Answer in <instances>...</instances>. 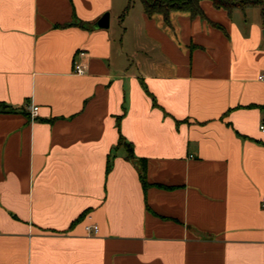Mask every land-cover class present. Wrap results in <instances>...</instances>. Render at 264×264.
Wrapping results in <instances>:
<instances>
[{
  "label": "crops",
  "instance_id": "obj_1",
  "mask_svg": "<svg viewBox=\"0 0 264 264\" xmlns=\"http://www.w3.org/2000/svg\"><path fill=\"white\" fill-rule=\"evenodd\" d=\"M125 7L0 0V264H264L262 9Z\"/></svg>",
  "mask_w": 264,
  "mask_h": 264
},
{
  "label": "trees",
  "instance_id": "obj_2",
  "mask_svg": "<svg viewBox=\"0 0 264 264\" xmlns=\"http://www.w3.org/2000/svg\"><path fill=\"white\" fill-rule=\"evenodd\" d=\"M126 7L120 16L122 21L126 15L133 9L135 3L139 1L143 7L145 14L152 18L154 16H162L165 23L170 26V15L172 13H184L190 15L192 18L206 19L205 14L201 8V2L205 0H125ZM215 8L223 9L229 13L236 9L245 10L249 7L261 8L264 13V0H208ZM9 106L0 103V113L12 112ZM125 147L127 150V158L135 159L133 148L131 144L127 143L124 138L120 139L119 147ZM141 178L143 187L146 189L147 183L145 180V165L141 161ZM112 170V163L109 160L107 165V173Z\"/></svg>",
  "mask_w": 264,
  "mask_h": 264
},
{
  "label": "built area",
  "instance_id": "obj_3",
  "mask_svg": "<svg viewBox=\"0 0 264 264\" xmlns=\"http://www.w3.org/2000/svg\"><path fill=\"white\" fill-rule=\"evenodd\" d=\"M75 72L77 75H84L85 71L81 64H77L75 66ZM261 80H264V74L260 77ZM33 113H36L38 111V108H34ZM261 131L264 133V123L260 126ZM87 233L91 234H97L98 233V227L97 226H87L86 227Z\"/></svg>",
  "mask_w": 264,
  "mask_h": 264
},
{
  "label": "water",
  "instance_id": "obj_4",
  "mask_svg": "<svg viewBox=\"0 0 264 264\" xmlns=\"http://www.w3.org/2000/svg\"><path fill=\"white\" fill-rule=\"evenodd\" d=\"M110 25V16L105 14L96 24V29H108Z\"/></svg>",
  "mask_w": 264,
  "mask_h": 264
},
{
  "label": "rangeland",
  "instance_id": "obj_5",
  "mask_svg": "<svg viewBox=\"0 0 264 264\" xmlns=\"http://www.w3.org/2000/svg\"><path fill=\"white\" fill-rule=\"evenodd\" d=\"M137 3L139 4V6H141V5H140L141 3H140L139 1H137Z\"/></svg>",
  "mask_w": 264,
  "mask_h": 264
}]
</instances>
